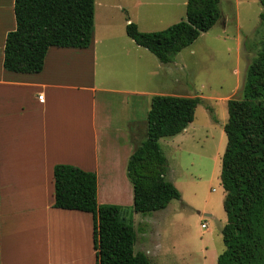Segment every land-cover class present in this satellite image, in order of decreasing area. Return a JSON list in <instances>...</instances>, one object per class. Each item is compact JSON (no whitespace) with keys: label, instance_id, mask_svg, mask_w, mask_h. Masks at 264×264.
Instances as JSON below:
<instances>
[{"label":"trees","instance_id":"obj_1","mask_svg":"<svg viewBox=\"0 0 264 264\" xmlns=\"http://www.w3.org/2000/svg\"><path fill=\"white\" fill-rule=\"evenodd\" d=\"M218 3L185 0L182 20L150 32L139 31L129 21L124 32L160 63H167L219 19ZM258 3L263 20L264 0ZM12 8L14 28L3 43L2 66L7 71L39 72L49 47L86 48L91 41L93 0H13ZM262 39L246 65L240 97L226 100L219 172L226 219L220 228L223 249L215 264H264V36ZM198 103L197 96H150L144 139L134 142L125 164V177L132 188L130 206L97 203L94 172L70 164L53 166L52 206L91 216L93 264H151L144 252L133 251L135 231L124 216L129 209L135 213L160 210L180 198L165 179L166 159L158 140L181 132L193 120Z\"/></svg>","mask_w":264,"mask_h":264},{"label":"crops","instance_id":"obj_2","mask_svg":"<svg viewBox=\"0 0 264 264\" xmlns=\"http://www.w3.org/2000/svg\"><path fill=\"white\" fill-rule=\"evenodd\" d=\"M12 6L13 0H0V264L35 260L40 247L45 264H93L91 216L52 206V168L63 163L92 171L97 203L131 205L125 164L137 140L128 126L133 105H110L97 92L122 104L126 94L145 92L119 82L102 87L96 61L99 53L111 67L106 72L124 74L125 47L138 46L124 32L132 18H125L122 31L108 23L92 26L86 48L51 46L39 72L19 73L2 66L4 37L15 24Z\"/></svg>","mask_w":264,"mask_h":264},{"label":"rangeland","instance_id":"obj_3","mask_svg":"<svg viewBox=\"0 0 264 264\" xmlns=\"http://www.w3.org/2000/svg\"><path fill=\"white\" fill-rule=\"evenodd\" d=\"M135 1L93 0V26L99 30L108 23L113 31H122L128 17L137 22L139 31L150 32L183 19V0ZM218 8L219 19L167 63H160L140 46L126 45L130 55L124 56V74L116 76L106 72L111 67L97 54L99 85L114 88L119 82L127 90L145 92L126 94L124 104L111 93L97 92L110 105H133V122L128 126L132 124L135 129L137 142L144 139L151 95L200 99L182 138L174 135L158 140L166 159L165 179L175 186L180 198L170 200L160 210L135 213L129 209L124 216L135 231L133 251L144 252L151 264H215L223 249L220 228L226 218L219 172L225 144L222 125L227 118L226 100L240 97L246 65L263 40L264 18L259 17L262 7L258 0H219ZM18 246L13 248L17 251ZM41 248L39 255H33L38 256L35 260L9 259L7 264H45Z\"/></svg>","mask_w":264,"mask_h":264},{"label":"built area","instance_id":"obj_4","mask_svg":"<svg viewBox=\"0 0 264 264\" xmlns=\"http://www.w3.org/2000/svg\"><path fill=\"white\" fill-rule=\"evenodd\" d=\"M38 98H41V96L39 95ZM200 227L205 228L206 226H205V224H200Z\"/></svg>","mask_w":264,"mask_h":264}]
</instances>
